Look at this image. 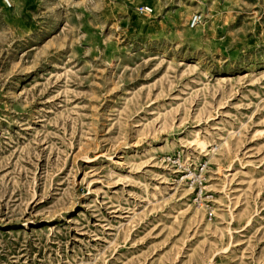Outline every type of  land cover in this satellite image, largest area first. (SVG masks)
Returning a JSON list of instances; mask_svg holds the SVG:
<instances>
[{
  "label": "rangeland",
  "instance_id": "rangeland-1",
  "mask_svg": "<svg viewBox=\"0 0 264 264\" xmlns=\"http://www.w3.org/2000/svg\"><path fill=\"white\" fill-rule=\"evenodd\" d=\"M10 1L0 264H264V0Z\"/></svg>",
  "mask_w": 264,
  "mask_h": 264
},
{
  "label": "built area",
  "instance_id": "built-area-1",
  "mask_svg": "<svg viewBox=\"0 0 264 264\" xmlns=\"http://www.w3.org/2000/svg\"><path fill=\"white\" fill-rule=\"evenodd\" d=\"M9 7L12 6L10 0H4ZM139 11L143 14L150 15L153 9L149 6H140ZM203 20L201 14H194L190 19V26L197 27ZM165 163L180 175V180L191 190L192 202L195 205L203 206L207 201V171L208 164L206 162L199 163L196 167L184 161L182 154H171L165 158Z\"/></svg>",
  "mask_w": 264,
  "mask_h": 264
}]
</instances>
